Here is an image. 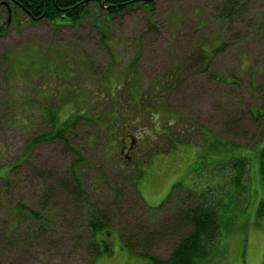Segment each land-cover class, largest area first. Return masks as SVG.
I'll use <instances>...</instances> for the list:
<instances>
[{
	"label": "rangeland",
	"instance_id": "rangeland-1",
	"mask_svg": "<svg viewBox=\"0 0 264 264\" xmlns=\"http://www.w3.org/2000/svg\"><path fill=\"white\" fill-rule=\"evenodd\" d=\"M88 10L36 21L0 1V264L168 259L190 226L149 245L131 226H172L230 154L249 158L248 192L195 264H264V0Z\"/></svg>",
	"mask_w": 264,
	"mask_h": 264
},
{
	"label": "trees",
	"instance_id": "trees-1",
	"mask_svg": "<svg viewBox=\"0 0 264 264\" xmlns=\"http://www.w3.org/2000/svg\"><path fill=\"white\" fill-rule=\"evenodd\" d=\"M1 1V0H0ZM7 4H13L16 8H20L25 17L31 20H49L55 21L58 19H70L73 22H78L88 13V7L91 2L100 5L101 9L107 10L112 14L120 13L131 6L142 4L147 8L154 5L155 0H5ZM147 109V107H146ZM64 132L56 129L49 137L52 140L63 138ZM172 139L171 137H168ZM47 139V138H45ZM43 139V140H45ZM42 140V141H43ZM48 140V139H47ZM218 143L214 145L217 148ZM219 154V153H218ZM220 163L217 166L221 172H226L224 178L220 179V184L208 187L203 191L197 192L189 189V194H196L195 204L188 208L186 212H182L169 219L172 226H163L156 235L147 234L145 227L135 225L131 226L130 241L140 240L142 244L149 245L153 242L154 237H159L167 234L172 229L190 226L191 231L185 234L178 244L173 249L171 256L168 259H160L151 257L152 264H195L197 259L207 257L217 245L221 238L223 227L224 214L232 211L235 204V195L244 196L248 192L250 182L249 158L246 156H237L230 154L224 161L218 160ZM259 172L264 179V147L259 154ZM77 176V175H76ZM6 179V176H0ZM77 184L78 178L74 176ZM179 184L174 185L176 187ZM72 186V185H71ZM68 183L64 184V190L72 196L78 197V191L75 187H71ZM81 190L82 187H80ZM250 191V190H249ZM173 191L166 199L170 198ZM165 202V201H164ZM160 207V206H159ZM157 207V208H159ZM152 208V209H157ZM38 214L34 212V214ZM259 218H264V199H261L258 208ZM103 220L92 222V228L96 231L101 230L104 226ZM184 225V226H183ZM179 229V228H178ZM146 234L147 236H144ZM139 241V242H140ZM125 242V241H124ZM126 242L124 243V245ZM128 248V245H125ZM131 246V245H130ZM100 250L98 251V255Z\"/></svg>",
	"mask_w": 264,
	"mask_h": 264
},
{
	"label": "flooded vegetation",
	"instance_id": "flooded-vegetation-1",
	"mask_svg": "<svg viewBox=\"0 0 264 264\" xmlns=\"http://www.w3.org/2000/svg\"><path fill=\"white\" fill-rule=\"evenodd\" d=\"M127 149H129V153H138L140 150V144L137 143L136 141H134L130 147H127Z\"/></svg>",
	"mask_w": 264,
	"mask_h": 264
}]
</instances>
